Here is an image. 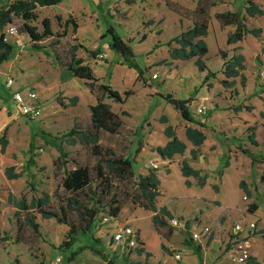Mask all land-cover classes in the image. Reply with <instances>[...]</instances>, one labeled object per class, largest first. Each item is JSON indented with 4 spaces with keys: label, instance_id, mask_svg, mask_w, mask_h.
<instances>
[{
    "label": "rangeland",
    "instance_id": "obj_1",
    "mask_svg": "<svg viewBox=\"0 0 264 264\" xmlns=\"http://www.w3.org/2000/svg\"><path fill=\"white\" fill-rule=\"evenodd\" d=\"M15 1L0 0V3L5 6ZM227 1L230 2L222 1L216 9L224 13L239 12L244 8L245 0ZM170 5L190 8L192 0H63L56 6L38 8L39 18L31 25L37 26L40 31L41 21L46 17L50 18L55 34L63 31L56 19L58 16L62 18V22L70 16L77 21V33L72 32L73 27L70 25L67 36L60 38L58 44L56 36L33 43L26 34L19 32L23 21L15 19L13 26L18 35L8 38V42L14 46V52L0 66V116L4 119L0 126L1 134L6 132L9 139L8 152L12 151V162L7 167L15 166V172H22L23 176L18 180H9L5 175L7 167L0 170V264H107L85 249L89 245L104 250L114 264H144L148 260L155 264L159 259H172L175 253L181 251L182 264H203V249L210 246V243L201 244L191 240L193 229L185 232V229L171 228L173 235L169 240H164L160 235L156 242L152 234V219L132 202H127L121 213L129 207L137 210L124 215L120 223L128 224L136 230L139 226L150 246L143 244L142 248L153 252L155 261L152 254L148 257L138 256L136 249L113 250L114 228L108 224L101 225L103 218L107 216L105 214H101L93 229L80 235L74 247L68 251L59 248L65 240L66 228L57 224L56 220H46L40 214L33 213L40 225V234H36L25 224L26 216L31 214L23 212L19 218L21 222H17L16 209L8 201L10 194L18 199L25 196L30 202L34 197L39 198L47 193L52 197V208H58L59 199L54 197V193L60 185L63 171L56 169L53 162L59 155V146L80 165L92 167L97 163V158L88 149L79 144L71 146L67 143V134L72 129L85 131L90 128L89 107L96 103V95L85 94L89 91L85 82L81 80L79 84L73 83L71 73L66 69L73 54L76 59L89 62L101 82L121 94L126 91L133 93L125 104L105 99L121 117L123 125L117 135L101 132L102 146L111 148L118 156L131 159L136 177L154 170L152 162L159 164L160 168L155 170L160 180L161 196L158 202L177 208L184 221L197 223V217L193 218L192 215L199 207V197L211 199L216 195L229 212L230 221L227 222L228 218L224 217L217 220L216 226L209 225L215 235H222L223 239L222 227H226L227 231L234 222H254L257 227L255 234L249 239L250 251L261 262L264 261V119L261 117L264 113V48L257 51V40L253 37H248L242 47L228 45L229 31L217 26L212 12L209 32L204 38L209 52L203 61L210 72L216 73V77L205 82L208 71L201 72L195 66V59L175 61L170 58L168 43L193 26V11L187 10L189 14L184 17L179 12L185 9L174 10ZM258 21L264 24L262 19ZM256 25L249 24V28ZM110 28L134 51L135 58L130 62L109 48L112 41ZM261 41L264 45V38ZM78 45L83 48L73 52L72 47ZM172 47L177 45L173 43ZM87 51H99V55L103 56L93 57ZM221 52L226 53V60L234 55H244L245 86L240 77L230 79L235 81L232 88L225 89L222 86L225 60L222 59ZM131 63H136L143 70L144 75L140 81ZM154 75L158 76L157 79L153 78ZM9 79L15 81L12 89L6 85ZM19 87L39 94L42 113L35 120H26L15 105H12V91ZM167 95L190 101L189 109L195 121L207 126L204 134L215 145L212 149L214 156L205 159L208 164L202 160L194 161L189 152L176 155L170 162H165L155 152L154 149L162 146L167 139L164 134L167 127L172 126L178 138H184L185 128L189 124L163 98ZM73 97L79 98L76 106L70 104ZM200 107L205 109L206 114H198L197 109ZM238 107H252V110L237 111ZM123 112L128 115H123ZM165 117L166 123L163 122ZM231 122H248L247 127H255L258 146L251 145L248 138L251 132L245 131V136L242 124L236 128ZM229 130L234 135L227 142L222 135ZM244 149L249 151L248 155L242 152ZM199 156L201 155L197 153V158ZM187 157L191 159L189 165L206 177L205 186H199L193 176H183L181 166ZM252 157L256 160L254 163ZM30 158L34 164L29 162ZM68 168L73 169L74 164H69ZM202 168L207 171H202ZM227 168L229 170L221 181L222 189L219 193L211 185L219 183ZM239 179L250 187L252 200L249 198L247 201L244 199L245 194H240L237 184ZM59 196L63 198L65 193L60 190ZM252 204L259 210L252 208ZM241 208L249 218L243 219ZM201 222L209 223L208 219H202ZM198 228H202L199 223ZM169 231L164 229L161 232L167 234ZM186 241H192L193 247H188ZM223 244L225 240H222ZM162 245L168 248V253L161 250ZM197 246L201 247L200 253L196 251ZM81 249L85 250L69 262L71 253Z\"/></svg>",
    "mask_w": 264,
    "mask_h": 264
},
{
    "label": "trees",
    "instance_id": "obj_2",
    "mask_svg": "<svg viewBox=\"0 0 264 264\" xmlns=\"http://www.w3.org/2000/svg\"><path fill=\"white\" fill-rule=\"evenodd\" d=\"M63 0H16L9 5H1L0 3V66L10 59L14 51V46L5 41L4 29L8 25H13L16 18L23 21L19 32L26 34L33 43H40L48 38L57 37L56 44L60 38L67 36L69 27L72 25V32L77 33L79 25L77 21L70 16L68 20L62 22V18L58 16L56 19L63 27L60 34H55L52 29L50 18L46 17L41 21L42 31L37 26L31 25L32 22L38 20V8L52 7L59 5ZM218 3L214 0H198L196 9L191 13L193 17V26L181 33L178 37L172 39L168 46L170 47V58L175 61H190L195 59V66L201 71H208L206 81L216 77V73L210 72L203 61V58L208 54L209 49L204 41L208 35L211 24L210 10L217 6ZM174 10H181L174 5H170ZM182 16L187 17L189 11L183 10L179 12ZM264 15V10L255 3L254 0H245V15L242 16L237 12H224L215 14V19L221 28L235 26L236 30L228 34L227 44L233 45L242 42L247 35L260 37L263 30L261 28L249 29L247 26L246 17L256 18ZM112 41L109 48L119 53L125 61L130 62L135 58V53L132 48L126 43L114 30L109 29ZM105 37V36H104ZM175 43L177 47H172ZM82 45L73 46V52H77ZM83 48V47H82ZM91 56L97 57L99 51H87ZM224 59L223 75L225 79L221 84L225 89H230L235 85V81L230 79L241 78L242 85L245 86L246 76L243 72L246 69L245 57L243 54L234 55L229 60H226L227 55L221 52ZM132 68L137 71V78L140 81L143 78V70L136 64L131 63ZM66 69L71 73L73 78H78L85 82L86 87L92 95H96V103L89 107L90 111V128L85 131L72 129L67 134V143L71 146L80 145L90 151V154L97 158V163L94 166L80 165L76 159L69 158V154L58 147L59 155L54 160L53 165L56 169L63 171L60 185H58L54 197L59 199L57 209L52 208V197L43 193L39 198H33L28 201L25 196L18 199L13 194L9 195L8 201L17 211L15 217L20 223V215L25 212L31 214L26 216L25 224L28 225L36 234H40V225L36 222V217L33 213H38L43 219L56 220L57 224L66 228L65 240L60 245L62 251H68L74 247L80 235L89 233L94 224L97 222L101 214H105L112 219H117L122 212L123 207L127 202H132L139 208L153 213L152 224L159 232L164 229H169L167 234H163L164 239H168L172 235V230L167 222V219L172 218V214L166 207L158 208V198L161 196L160 180L155 170L151 169L147 175L136 177L134 171V162L124 156H118L111 148H105L101 144V132H107L111 135H117L122 128L123 122L121 117L112 110V106L105 99L112 100L117 104H125L126 100L133 94L132 91H126L121 94L114 90L111 86L101 82L93 72L89 64L81 58L76 59L75 54L72 56V61L66 65ZM211 85H209L210 87ZM171 104L181 115L186 122L196 124L200 127H205L201 122L195 121L190 112V101L178 100L172 95L163 97ZM79 101L78 97L70 99L71 106H76ZM245 109L251 111L252 107H238L237 111ZM123 115H128L123 112ZM264 119V113L261 114ZM166 123V117L163 119ZM255 127H249L251 132L248 136L252 146H258L256 140ZM165 136L169 139L165 146L155 148V152L162 160H172L176 155H183L187 150L185 142L180 140L172 126L164 130ZM186 138L195 147H200L206 141V135L202 130L192 127L186 128ZM9 146V139L6 132L0 133V158L6 153ZM248 155L249 151H242ZM197 151H191V157L197 158ZM256 160L252 157V163ZM31 163L34 164L32 158ZM264 163V161H262ZM74 164L73 169H69L68 165ZM16 167L12 166L6 169L5 175L9 180H18L23 176L22 172H15ZM181 171L184 177H195L199 186L206 185V177L201 175V171L193 169L188 162L184 161L181 166ZM189 184V183H187ZM240 187L246 196H251L250 191L244 181L240 183ZM217 188V187H216ZM65 193V197L60 198L59 191ZM84 196V197H82ZM256 208L255 204L251 205ZM21 226H19V230ZM97 243L100 241L96 240ZM189 247H193L192 241H186ZM139 246L136 249L138 255L146 254L143 242L139 240ZM162 250L168 252V249L161 246ZM85 249L90 250L94 255L101 258L107 264H114L109 260L104 250L95 245H89ZM85 249L77 252H72L68 261L72 262L76 256ZM196 251L200 253L201 247L197 246ZM251 264H264L257 261L255 258L250 259Z\"/></svg>",
    "mask_w": 264,
    "mask_h": 264
},
{
    "label": "crops",
    "instance_id": "obj_3",
    "mask_svg": "<svg viewBox=\"0 0 264 264\" xmlns=\"http://www.w3.org/2000/svg\"><path fill=\"white\" fill-rule=\"evenodd\" d=\"M214 1H216L217 3H218V5L217 6H215V7H212L211 8V10H210V15H211V13L213 12V16H214V19H215V14H217V13H222V12H219V10H217L216 8L219 6V3H221L222 1H224V3H227V2H230V1H227V0H214ZM255 1V3L256 4H258L263 10H264V0H254ZM197 2H198V0H192V6H189V5H186V6H189L190 8H187V7H185V6H180L179 8L182 10V9H185V10H191V11H194L195 9H196V7H197ZM223 4V3H222ZM237 13H239V14H241L242 16H244L245 15V3H244V8L242 9V10H240L239 12H237ZM259 19H262L263 21H264V15L263 16H261V17H256V18H250V17H246V23H247V26H248V28H249V24L251 25V24H257L255 27H252V28H249V29H255V28H261L262 30H263V32H262V34H261V36L260 37H254V36H252V35H247L246 37H245V39L242 41V42H239V43H237V44H233V45H237V46H241L242 47V44H243V42L248 38V37H253L254 39H256L257 41H256V43H257V51H262L263 50V48H264V45H263V42L261 41V39L262 38H264V24H262V23H259ZM216 20V19H215ZM216 22H217V20H216ZM216 24H218L217 26L219 27V28H221L220 27V25H219V23L217 22ZM221 29H224V30H228L229 32L227 33V34H230V33H233V32H235V30H236V27L235 26H228V27H225V28H221ZM227 38H228V36H227ZM11 44V43H10ZM256 51V52H257ZM14 52V51H13ZM99 56H103V55H99ZM85 64H89V65H91L89 62H85ZM72 76V75H71ZM72 79H73V83H77V84H79V82L81 81L80 79H78V78H73L72 77ZM17 89H22L21 87H19V88H17ZM17 89H14V90H17ZM13 90V91H14ZM22 90H25V89H22ZM12 91V92H13ZM85 94H89L90 96L92 95L89 91H86L85 92ZM12 105H14V104H12ZM94 105V104H93ZM6 109H4V111H5ZM25 118V117H24ZM26 119V118H25ZM27 120V119H26ZM186 122V121H185ZM1 123H4V119L0 116V124ZM187 123H189V122H187ZM240 124H242V127H243V129H244V135L246 136L247 134H246V132H248V128L249 127H247L249 124H248V122H240V123H232L231 122V125H233V126H235L236 128H237V125H240ZM189 127H192V128H195V129H199V130H202L204 133H205V131H206V129H207V126H205V127H200V126H197L196 124H192V123H189L188 125H187V127L186 128H189ZM251 127V126H250ZM186 128H185V130H186ZM246 131V132H245ZM2 132V126H0V133ZM233 135H234V132H230V130H229V132H226V134L224 135H222V136H224V138L225 139H227L226 141L228 142L229 141V139H230V137H233ZM249 136V135H248ZM167 138V137H166ZM179 139L180 140H182L183 142H185L186 144H187V150H186V152H185V154L186 153H191V151L192 150H196L197 152H198V155H201V156H199L198 158H196V159H193L194 161H198V162H201L200 160H202L203 162H206V158H211V157H213L214 156V154L215 153H212V149H213V147H215V145H212V143H210V141L208 140V138H206V141L204 142V144L202 145V146H200V147H195L191 142H189L188 140H187V138H186V135L184 136V138H180L179 137ZM169 141V139L167 138L166 140H165V142H164V144L162 145V146H164L167 142ZM8 149H9V146H8V148H7V151H6V153L5 154H3L2 156H1V158H0V170L1 169H5L7 166H9L10 164H11V154H12V151L11 150H9V152H8ZM216 152H219V150L218 151H216ZM223 152V151H222ZM221 152V153H222ZM191 155V154H190ZM165 162H170V160H164ZM185 161L186 162H191V159H189L188 157L187 158H185ZM207 163V162H206ZM208 164V163H207ZM12 167V166H11ZM202 167V166H201ZM7 168H9V167H7ZM202 171H207V169L206 168H202L201 169ZM228 168L225 170V172L223 173V176L221 177V180L219 181V183H215V184H213V185H211V187H213V186H215V187H217V190L219 191V193H220V191H221V181H222V179H223V177L225 176V174L228 172ZM6 171V170H5ZM242 182V180L241 179H239L238 181H237V184H238V186H239V188H240V194H245L244 192H243V190L241 189V187H240V183ZM208 184V183H207ZM248 187V186H247ZM248 190L250 191V187L248 188ZM250 193H251V196H244V197H247L248 199L250 198V200H252L253 199V197H252V192L250 191ZM159 201H160V197H159ZM248 201V200H247ZM159 204V205H158ZM158 204H157V207L160 209V208H163V207H166L167 208V210L168 211H170L171 212V214H172V218H174V217H178V218H181V214H179L180 212H179V210H177V208H173V207H169V206H166V205H162V204H160V202H158ZM215 204H217V206H215ZM198 205H199V207H197L196 208V211H195V214H193L192 216H194L193 218H196L197 217V219H195V220H198L197 221V223H199L201 226H206V227H210L209 225H215L216 226V224H217V220L219 219V218H221V219H224V217H226V219H227V222H229L230 220V214H229V212H227V209H225L226 207H223L222 205H221V203H220V201L218 200V197L216 196V195H214L213 196V198H211V199H206V198H203V197H199V201H198ZM200 206H201V208H200ZM203 207H205V210L203 209ZM223 209V210H217V209ZM137 209H141V208H137ZM137 209H135V208H132V207H129V208H127L126 210H124L123 211V213H121L120 215H119V217L117 218V221H118V223H120V220L122 219V218H124V215H126V214H132L134 211H136ZM256 209V208H255ZM141 210H143V209H141ZM241 210V214H242V216H243V219H247V218H249V217H246L244 214H243V208H241L240 209ZM259 209H257V211H258ZM17 211V210H16ZM143 211H145V210H143ZM145 212H147V211H145ZM148 214H149V218H151L152 219V217H153V213H151V212H147ZM172 218H170V219H172ZM199 218V219H198ZM256 218V217H255ZM167 219V222H168V224H169V220L170 219H168V218H166ZM182 219V218H181ZM202 219H208V222L209 223H206V224H201L202 222ZM241 221H245V220H241ZM241 221H238V222H234V225L236 224V223H240ZM127 222V221H126ZM152 222V221H151ZM189 224H188V228L187 229H185V232H188L189 230H192L193 229V224H195V223H191L190 221H187ZM249 223H254V222H249ZM121 225L122 224H124V223H120ZM153 225V224H152ZM234 225L232 226V227H229L230 229H228L227 231H225L226 229V227H222V233H224V235H223V239L221 238V236L222 235H215V233H214V231H213V233H212V235L210 236V238L209 239H203V240H201L199 243H201V244H203L204 242L205 243H210V246L207 248V249H203V255H202V260H203V264H216L218 261L219 262H221V264H225L227 261H228V255H227V252H228V250H229V239H230V237H231V235H232V232H233V227H234ZM110 227H111V225H109ZM108 227V226H107ZM257 227V226H256ZM153 228H154V226H153ZM173 229V228H172ZM173 230H176V229H173ZM187 230V231H186ZM137 231H138V233H139V236H140V240H142V242H143V244H145V246H147V247H150L149 245H148V242H147V240H146V238H145V235L142 233V231H141V229L139 228V226H137ZM153 236H154V238H155V241L157 242V241H159V238H160V235H162L161 233H159L155 228H154V231H153ZM255 233H251V236H253ZM172 235H173V232H172ZM172 235H171V237H172ZM163 236V235H162ZM161 236V237H162ZM171 237H169L168 239H164V240H169ZM251 238V237H250ZM190 239H191V235H190ZM222 240H225V244H223L222 245ZM165 247V246H164ZM189 247V246H188ZM166 249H168L167 247H166ZM113 250H114V248H113ZM145 250V249H144ZM161 250H162V248H161ZM146 251V250H145ZM163 251V250H162ZM184 251V250H183ZM163 252H165V251H163ZM168 252H169V250H168ZM168 252H166V253H168ZM182 252V251H181ZM180 252V253H181ZM146 253H149L150 254V256H151V254H152V259H153V261H155V258H154V254H153V252H151V251H146ZM252 253V252H251ZM143 255H146V254H142V255H138V256H143ZM162 256H163V254H162ZM252 257L253 258H255V259H257V261L258 262H260V263H264V261L263 262H261L253 253H252ZM171 259V258H170ZM169 259V257H167L166 259L164 258V259H159V260H157V261H155L156 263L155 264H177L176 262H175V260H174V258L172 257V259L170 260ZM227 259V260H226ZM110 260V259H109ZM182 262H183V259H182ZM182 262L180 263V264H182ZM144 264H154V262H152V261H147V263H144Z\"/></svg>",
    "mask_w": 264,
    "mask_h": 264
},
{
    "label": "built area",
    "instance_id": "obj_4",
    "mask_svg": "<svg viewBox=\"0 0 264 264\" xmlns=\"http://www.w3.org/2000/svg\"><path fill=\"white\" fill-rule=\"evenodd\" d=\"M18 31L15 26L8 25L4 29L5 41L8 42L9 37L17 36ZM157 75L153 78L157 79ZM15 81L9 79L6 83L7 87L12 89ZM12 101L15 107L19 110L20 114L26 119L35 120L42 113V105L40 103L39 94L34 90H22L17 89L12 92ZM198 114H206L205 109L200 107L197 109ZM154 170L160 168L159 164L152 162L151 164ZM248 200L247 197H244ZM111 225L114 228L112 234V248L118 249L122 248L124 250L137 249L139 246L140 236L136 229L132 228L128 224H119L117 219H112L108 216L104 217L101 225ZM188 222L182 220L181 218L174 217L169 220V225L173 229H187ZM198 228V223L193 224V230L191 234V240L195 242H200L203 239H209L213 231L210 227L201 226ZM256 229L255 223H236L233 227L232 235L229 239V250L227 252L228 261L225 264H251L250 259L252 258V253L250 251L251 245L249 239L251 233H254ZM175 262L180 264L182 262V254L175 253L173 256Z\"/></svg>",
    "mask_w": 264,
    "mask_h": 264
}]
</instances>
